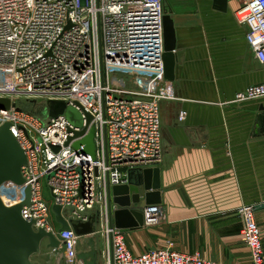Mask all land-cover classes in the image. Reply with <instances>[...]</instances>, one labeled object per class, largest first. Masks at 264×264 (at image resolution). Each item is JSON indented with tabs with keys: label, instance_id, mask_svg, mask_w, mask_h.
I'll use <instances>...</instances> for the list:
<instances>
[{
	"label": "built area",
	"instance_id": "1",
	"mask_svg": "<svg viewBox=\"0 0 264 264\" xmlns=\"http://www.w3.org/2000/svg\"><path fill=\"white\" fill-rule=\"evenodd\" d=\"M165 15L163 0H0V98L15 105L0 109V127L11 123L28 157L26 184L4 183L0 197L14 207L26 200L30 187L31 203L22 216L36 231L59 235L62 264H82L80 246L89 237L72 228L59 232L54 206L68 223L97 216L95 236L106 243L103 264H223L172 245L135 255L112 225L119 207L111 202L110 189L129 185L131 170L158 168L163 159L160 105L177 100L166 77ZM235 18L247 28V43L264 65V0H245ZM263 98L264 83L248 87L229 104ZM24 101L65 102L80 114L83 126H73L64 115L42 120L20 106ZM93 127L95 158L81 153L84 146L74 147ZM43 180L52 207L43 198ZM238 214L251 264H264L255 208L244 205ZM143 215L144 226H157L164 209L150 205Z\"/></svg>",
	"mask_w": 264,
	"mask_h": 264
},
{
	"label": "crops",
	"instance_id": "2",
	"mask_svg": "<svg viewBox=\"0 0 264 264\" xmlns=\"http://www.w3.org/2000/svg\"><path fill=\"white\" fill-rule=\"evenodd\" d=\"M163 2L176 57L168 80L177 96L160 105L164 215L157 226L124 232L126 244L135 255L172 245L209 262L251 264L238 209L255 208L264 246V98L229 104L264 83V65L235 18L245 0ZM95 239L103 264L105 239ZM62 252L47 247L36 264H62Z\"/></svg>",
	"mask_w": 264,
	"mask_h": 264
},
{
	"label": "water",
	"instance_id": "3",
	"mask_svg": "<svg viewBox=\"0 0 264 264\" xmlns=\"http://www.w3.org/2000/svg\"><path fill=\"white\" fill-rule=\"evenodd\" d=\"M165 50L164 55L166 77L173 79V67L176 57L175 47L172 43L171 21L168 16L164 18ZM12 106L9 99L0 98V109L9 110ZM48 117L51 119L64 115L70 123L80 128L83 121L80 114L67 103L51 101L47 103ZM91 117H87V124ZM84 135V131L79 133ZM96 130L93 127L81 142L74 145L82 154L96 157ZM55 151L59 148L54 147ZM28 165V157L18 140L11 132V123L6 122L0 127V187L4 183H13L18 186L26 184L23 168ZM160 168L131 170L129 172V185L115 186L110 189L111 202L118 205L119 209L113 213L115 227L123 233L144 226L143 211L147 206L161 204ZM31 203V189H26V200L14 207H6L0 197V264H36L34 257L42 253V247L59 250L61 247L59 235L44 229L36 231L34 222L26 221L22 210ZM59 232L73 229L77 236L89 237L88 251L79 254L82 264H99V251L96 245L97 216L91 215L88 222L70 220L68 223L61 214L59 206L53 207Z\"/></svg>",
	"mask_w": 264,
	"mask_h": 264
},
{
	"label": "rangeland",
	"instance_id": "4",
	"mask_svg": "<svg viewBox=\"0 0 264 264\" xmlns=\"http://www.w3.org/2000/svg\"><path fill=\"white\" fill-rule=\"evenodd\" d=\"M128 82L125 83V84H129ZM20 106L23 109H25V110H27V111L35 114L36 116H38L42 120H47L49 118L48 117V107H47V104L45 102H43V101L42 102H37V103H31V102H25L24 101V102H22L20 104ZM42 194H43L44 200L52 207L53 206V198H52L51 193H50V190L48 188L47 180H43L42 181ZM54 224H55V227H57V228L59 227V225L55 222V219H54ZM46 251H47V247L44 244V246L42 247V253H44ZM61 254H63V252ZM54 257H52V258L55 260L56 258H54ZM37 258H38V255L34 257V261H36ZM50 262H51V259H50L49 263Z\"/></svg>",
	"mask_w": 264,
	"mask_h": 264
}]
</instances>
